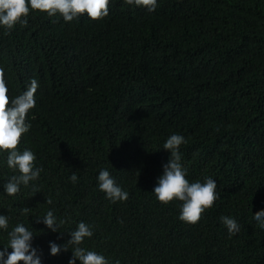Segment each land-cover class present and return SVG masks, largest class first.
Wrapping results in <instances>:
<instances>
[{
	"label": "trees",
	"instance_id": "trees-1",
	"mask_svg": "<svg viewBox=\"0 0 264 264\" xmlns=\"http://www.w3.org/2000/svg\"><path fill=\"white\" fill-rule=\"evenodd\" d=\"M0 64L10 95L39 83L18 147L36 153L40 191L0 192V212L10 227H33L42 264H68L71 250L50 255L48 242H67L79 220L95 225L85 246L121 264H264V228L252 219L264 208V0H158L154 12L111 0L108 16L71 22L30 12L27 24L0 28ZM172 132L187 141V178L211 176L220 192L195 224L152 193ZM101 167L126 201L96 187ZM9 174L0 168V183ZM49 208L72 221L64 232L36 222ZM221 213L240 228L230 233Z\"/></svg>",
	"mask_w": 264,
	"mask_h": 264
},
{
	"label": "clouds",
	"instance_id": "clouds-1",
	"mask_svg": "<svg viewBox=\"0 0 264 264\" xmlns=\"http://www.w3.org/2000/svg\"><path fill=\"white\" fill-rule=\"evenodd\" d=\"M111 0H0V28L5 34L17 24H27L30 12L40 11L49 17L59 16L65 22L79 19L86 14L92 20L103 18L109 14ZM129 5L143 7L147 12H154L158 0H125ZM39 87L35 77L30 78L25 89L17 95H10L6 78V67L0 64V168L6 167L9 175L0 183V192L14 197L22 188H28L34 194L40 191L39 180L44 171L35 163L36 153L29 147H18L22 134L32 127L30 110L36 105L35 93ZM184 135L172 132L168 135L161 148L169 152V158L162 165V173L156 178L152 193L157 201L168 204L178 201V219L185 223L195 224L201 219L202 213L213 206L220 198L217 182L211 176L190 180L188 169L182 163L180 146L186 143ZM68 179L72 183L78 181L75 171ZM96 187L104 193L110 203L124 202L129 198V192L117 182L107 167H101L96 175ZM52 198H45V203L51 204ZM31 208H20V215H28ZM220 220L232 233L240 228V223L233 214L221 213ZM36 222H42L52 232H64L61 228L71 223L68 217H59L55 210L49 208L42 216H35ZM252 219L260 228H264V208L252 214ZM69 239L63 244L49 241L50 255L71 250L68 264H121L119 259H111L104 251L86 247L87 240L94 236L95 225L79 220L74 228L67 230ZM0 234L6 235L7 243L0 247V264H42L40 252L33 245L35 235L33 227L23 221H17L10 227V215L0 212ZM9 248L11 251H9Z\"/></svg>",
	"mask_w": 264,
	"mask_h": 264
}]
</instances>
